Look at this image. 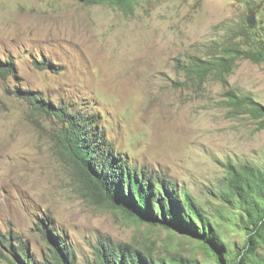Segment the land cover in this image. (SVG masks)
Instances as JSON below:
<instances>
[{
    "label": "rangeland",
    "instance_id": "rangeland-1",
    "mask_svg": "<svg viewBox=\"0 0 264 264\" xmlns=\"http://www.w3.org/2000/svg\"><path fill=\"white\" fill-rule=\"evenodd\" d=\"M247 26L264 39V0H144L133 12L77 0H0V59L16 65L15 75L0 78V234L20 235L41 260L50 251L46 226L68 234L79 264L108 240L159 260L180 253L214 264L197 238L95 195L63 146L61 122L34 113L13 92L19 86L91 117L116 156L188 188L233 253L242 248L247 214L229 199L226 163L264 166V128L232 114L221 83L188 86L178 66L218 42L247 47ZM229 83L264 103V61L240 58ZM6 254L0 242V264H10ZM254 257L264 260V241Z\"/></svg>",
    "mask_w": 264,
    "mask_h": 264
},
{
    "label": "trees",
    "instance_id": "trees-1",
    "mask_svg": "<svg viewBox=\"0 0 264 264\" xmlns=\"http://www.w3.org/2000/svg\"><path fill=\"white\" fill-rule=\"evenodd\" d=\"M77 1L84 4L109 3L133 12L144 0ZM244 33L247 47L233 39L218 42L212 44L211 51L205 56H187L178 70L184 73L188 86L201 88L210 80L221 83L232 114H247L258 121L259 128H264V103L252 93L240 92L229 83V76L240 58L264 61V39H254V33L248 26ZM36 63L41 68L52 66L46 61ZM15 68L13 58L0 59V78L15 75ZM13 92L26 99L34 113L57 118L61 122L65 138L63 146L77 166L79 177L95 195L106 198L111 205L140 221L197 238L214 264H264L263 259L254 257L255 249L264 241V166L226 163L229 199L239 204L247 214L244 220L247 237L242 248L233 253L209 211L188 188L165 175H154L145 169L132 167L123 156H116L112 143L97 129L91 117L71 111L61 103L52 104L41 91L16 86ZM53 230L42 227L43 238L50 250L42 260L37 259L29 243L20 235L0 234L1 244L8 248L4 258L10 264H79L77 251L69 242L68 234H57ZM88 264H201V260L180 253L170 259L159 260L152 252L129 242L108 240L97 246L95 257Z\"/></svg>",
    "mask_w": 264,
    "mask_h": 264
},
{
    "label": "water",
    "instance_id": "water-1",
    "mask_svg": "<svg viewBox=\"0 0 264 264\" xmlns=\"http://www.w3.org/2000/svg\"><path fill=\"white\" fill-rule=\"evenodd\" d=\"M249 23H250V25H253V23H254V15H251L249 17Z\"/></svg>",
    "mask_w": 264,
    "mask_h": 264
}]
</instances>
